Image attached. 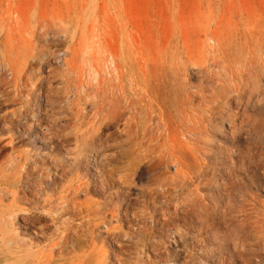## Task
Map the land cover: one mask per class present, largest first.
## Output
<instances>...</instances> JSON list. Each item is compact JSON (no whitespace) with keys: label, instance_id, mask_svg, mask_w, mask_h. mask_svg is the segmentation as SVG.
Masks as SVG:
<instances>
[{"label":"rangeland","instance_id":"1","mask_svg":"<svg viewBox=\"0 0 264 264\" xmlns=\"http://www.w3.org/2000/svg\"><path fill=\"white\" fill-rule=\"evenodd\" d=\"M0 264H264V0H0Z\"/></svg>","mask_w":264,"mask_h":264},{"label":"bare ground","instance_id":"2","mask_svg":"<svg viewBox=\"0 0 264 264\" xmlns=\"http://www.w3.org/2000/svg\"><path fill=\"white\" fill-rule=\"evenodd\" d=\"M21 21V20H20ZM113 40V39H112ZM109 41H110V39H109ZM108 43H110V42H108ZM95 49V48H94ZM109 49H110V47H109ZM199 50V49H198ZM107 51V50H106ZM139 52V51H138ZM74 53V52H73ZM95 53V52H94ZM60 55H61V53H60ZM59 55V56H60ZM67 55V54H66ZM111 56V55H110ZM96 57V56H95ZM112 57V56H111ZM55 59H57V58H55ZM59 59V58H58ZM57 59V60H58ZM54 60V59H53ZM56 60V61H57ZM60 60H62V59H60ZM112 60V59H111ZM113 61V63H114V60H112ZM106 62V61H105ZM95 63H97L96 61H95ZM86 64H87V61H86ZM106 64V63H105ZM103 66V65H102ZM77 67H78V65H77ZM71 68V67H70ZM90 68V67H89ZM118 73V72H117ZM116 73V74H117ZM110 76V75H109ZM119 76V75H118ZM109 79V78H108ZM82 84V83H81ZM129 103V102H128ZM231 122V121H230ZM238 122V121H237ZM240 123V122H239ZM236 127V126H235ZM186 147V146H185ZM189 147V146H188ZM176 148V147H175ZM192 149V148H191ZM174 151V150H173ZM191 153V152H190ZM239 154V153H238ZM239 157V156H238ZM95 160V159H94ZM197 160V159H196ZM176 167V166H175ZM179 173V172H178ZM28 178H29V176H28ZM16 179H18V178H16ZM15 179V180H16ZM42 180V179H41ZM195 180V179H194ZM17 181V180H16ZM213 181V180H212ZM241 182V181H240ZM45 183V182H44ZM39 184V183H38ZM41 184V183H40ZM40 184L37 186V188H36V186H35V188L34 189H32L31 191L30 190H27V192H29L30 194H32L33 193V191H38V190H40L41 188V186H40ZM47 184V183H46ZM101 185V184H100ZM186 185H188V183L186 184ZM195 185V184H194ZM48 186V185H47ZM83 186V185H82ZM84 186H85V184H84ZM91 186V185H90ZM92 186H93V184H92ZM47 188V187H46ZM50 189V188H49ZM198 189V188H197ZM209 189V188H208ZM45 191V190H44ZM209 191V190H208ZM89 192V191H88ZM205 192V191H204ZM38 193H41V192H38ZM45 193V192H44ZM87 193V192H86ZM11 194H12V196H13V201H14V206L16 207L17 205H16V193L14 192V191H11ZM38 195V194H37ZM86 195V194H85ZM88 195V194H87ZM41 197V196H40ZM182 197V196H181ZM45 198V197H44ZM51 198V197H50ZM76 198V197H75ZM34 199V198H33ZM35 199H38V196H36L35 197ZM34 199V201H32V205H33V207H32V209L34 208V206L37 204L36 203V201L37 200H35ZM39 200H40V198H39ZM24 201V200H23ZM29 201V200H28ZM40 201H43V199L42 200H40ZM51 202V201H50ZM38 203H39V201H38ZM43 203V202H42ZM177 206V205H176ZM42 207V206H41ZM17 209H18V207H16ZM43 211V210H42ZM12 212V211H11ZM40 212V211H39ZM15 213V212H14ZM28 213V212H27ZM10 214H12V213H10ZM211 214V213H210ZM24 216V215H23ZM14 217H15V215H14ZM40 217V216H39ZM39 217H37L34 213H28L23 219H25V225L26 226H28V227H32L33 226V223L35 222L34 221V219L36 218V219H38ZM37 221V220H36ZM20 224V223H19ZM41 224V223H40ZM53 247V246H52ZM67 247V246H66ZM53 260V259H52Z\"/></svg>","mask_w":264,"mask_h":264}]
</instances>
